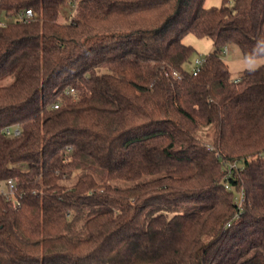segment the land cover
<instances>
[{"label":"trees","instance_id":"obj_1","mask_svg":"<svg viewBox=\"0 0 264 264\" xmlns=\"http://www.w3.org/2000/svg\"><path fill=\"white\" fill-rule=\"evenodd\" d=\"M204 1L0 0V264H264V0Z\"/></svg>","mask_w":264,"mask_h":264},{"label":"rangeland","instance_id":"obj_2","mask_svg":"<svg viewBox=\"0 0 264 264\" xmlns=\"http://www.w3.org/2000/svg\"><path fill=\"white\" fill-rule=\"evenodd\" d=\"M221 5V0H205L203 7H219ZM182 43L186 46L193 48V55L190 57L189 62L185 65L188 71L193 68V63L196 60H202L213 50L212 42L206 38H197L191 34L186 35L182 39ZM223 59L228 66V70L231 75V80L234 81L238 79L241 72L245 70L255 69L264 64V56L257 58H243L239 49L233 45L229 44L225 48L223 53ZM4 189V184H0V190Z\"/></svg>","mask_w":264,"mask_h":264},{"label":"built area","instance_id":"obj_3","mask_svg":"<svg viewBox=\"0 0 264 264\" xmlns=\"http://www.w3.org/2000/svg\"><path fill=\"white\" fill-rule=\"evenodd\" d=\"M33 16L34 14L31 10H26L20 13L18 16H16L13 20L14 22H26L30 20ZM3 24L4 22H0V25ZM203 62H204L203 59L200 61L199 60L194 61L192 68L193 75H195L198 72ZM173 75L177 76L176 73H173ZM65 94L72 97L75 96V92L72 89H66ZM52 108L55 110L58 109L59 104L58 103L53 104ZM3 133L7 137H15L20 134V130L18 126H6L3 128ZM227 169L228 171L234 169V164H227ZM0 196H2L5 199V201L9 202L13 208H18L20 206L18 199L16 198L15 195V186L11 180L5 182L4 189L0 190ZM243 197L244 195L242 194V192H240L238 196L235 198V202L238 207H240L243 201Z\"/></svg>","mask_w":264,"mask_h":264}]
</instances>
